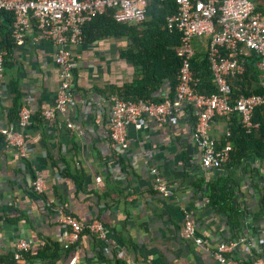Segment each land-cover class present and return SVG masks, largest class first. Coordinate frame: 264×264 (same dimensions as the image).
Masks as SVG:
<instances>
[{
  "label": "crops",
  "instance_id": "0c3cea01",
  "mask_svg": "<svg viewBox=\"0 0 264 264\" xmlns=\"http://www.w3.org/2000/svg\"><path fill=\"white\" fill-rule=\"evenodd\" d=\"M259 12L264 17V9ZM30 39L26 35L21 47L3 52L0 72V130L17 129L21 107L30 115L21 130L22 156L0 134V264H50L35 257L45 245L60 251L54 264H218L213 254L220 244L234 246L226 264H245V244L256 249L264 264V158L247 155L229 168L203 167L192 140L198 113L189 104L163 122L143 119L140 128L128 127L126 149L114 144L108 129L111 88L135 77L133 65L120 57L129 46L126 38L83 39L70 49L74 105L45 120L41 114L53 106L59 84L55 49ZM250 56L255 54L247 52L243 64ZM257 61L254 88L264 86ZM169 93L164 84L156 98ZM228 129L224 118L213 120L209 136L216 146L224 144ZM152 172L168 187L166 198L154 191ZM225 176L240 208L242 236L235 240L227 216L208 207L209 184ZM35 177L43 181L40 194L31 187ZM47 200L52 204L47 206ZM57 210L86 225L100 223L105 239L84 233L70 244ZM187 218L202 241L199 246L184 235ZM18 242L27 244L29 252L15 262Z\"/></svg>",
  "mask_w": 264,
  "mask_h": 264
},
{
  "label": "built area",
  "instance_id": "2783aa9c",
  "mask_svg": "<svg viewBox=\"0 0 264 264\" xmlns=\"http://www.w3.org/2000/svg\"><path fill=\"white\" fill-rule=\"evenodd\" d=\"M151 1L154 0H0V12L12 16L10 40L14 47H21L25 43L26 35L30 34L31 44L47 42L55 49L54 64L58 68L59 84L55 102L52 107L43 110L42 118L53 120L56 114H63L68 107L74 105L70 94L73 68L70 49L82 43V27L107 11L113 12V20L119 25L141 24L146 19V7ZM174 1L177 4V13L166 18L167 31L180 34V42L174 48V53L180 60L174 96L161 103H154L144 100L125 101L112 95L109 137L114 144L126 149L128 127L140 128L143 119L163 122L167 116L189 104L198 113L192 140L198 146L201 164L205 168L219 169L229 160L232 144L228 140V129L224 144L217 148L209 136L213 120L220 117L229 122L236 114L244 132L249 133L258 127V123L252 119L254 109L264 107L262 95L240 96L234 101L230 99V79L243 73L244 56L247 52L258 56L257 67L264 74V17L256 9L254 0ZM200 37L207 39V58L217 90L211 94L198 91V78L191 67L194 56L192 42ZM2 59L3 54L0 53V72ZM29 119V111L21 107L17 113V129L0 130L6 145L16 149L21 156V130L28 125ZM152 174L154 191L166 198L168 187L155 172ZM31 187L39 194L44 191L43 181L39 177L33 178ZM51 204L52 201H46L47 206ZM57 215L58 224L70 232V244L76 243L84 233L93 235L98 240L105 239V231L100 223L86 225L62 210H57ZM195 234L194 225L187 218L184 223V235L199 246L202 241L197 239ZM244 246L246 251L251 248L249 244ZM233 247V244L218 245L213 259L218 264H226V255ZM27 252V244L16 243L13 260L20 262ZM252 264L263 262L257 259Z\"/></svg>",
  "mask_w": 264,
  "mask_h": 264
},
{
  "label": "trees",
  "instance_id": "16d2710c",
  "mask_svg": "<svg viewBox=\"0 0 264 264\" xmlns=\"http://www.w3.org/2000/svg\"><path fill=\"white\" fill-rule=\"evenodd\" d=\"M256 2V1H255ZM256 9H262L257 4ZM177 13V4L174 0L158 1L148 3L146 7V19L141 24L128 25L117 24L113 20L112 11L95 17L88 24L82 27V38L86 41H98L104 39H122L128 41V49L120 54V57L135 70L134 80L130 84H124L120 88H111L113 94L125 101L144 100L154 103H161L165 99L173 98L177 83L176 74L180 65L179 58L174 53V48L180 42V34L169 33L166 29V18ZM12 16L0 12V53L9 54L13 48L10 40ZM256 56V55H255ZM246 57L244 71L240 75L230 79L231 101L240 96L252 94L264 96V86L253 87L255 73L253 61L256 57ZM253 58L251 62L249 59ZM191 67L198 78L197 89L199 92L211 94L216 92V85L213 82L212 73L209 67L206 48L205 50L194 51L191 60ZM167 84L170 90L168 97L156 98L158 90ZM263 107L255 108L252 119L258 123L255 130L245 133L240 125L239 117L234 114L229 121L230 138L232 151L225 167L229 168L240 164L242 159L251 155L256 158H264V122L262 121ZM223 145V143H221ZM221 146H217L219 148ZM223 165V166H224ZM231 180L223 177L217 182L209 184L208 207L219 214H225L230 226L232 240L238 239L241 235L240 208L234 202L235 191L230 187ZM264 211V204L260 202ZM242 236V235H241ZM59 249H51L45 245L35 256L38 260H45L54 264L59 258ZM260 258L255 248L249 249L245 264H252ZM114 264H121L117 260Z\"/></svg>",
  "mask_w": 264,
  "mask_h": 264
},
{
  "label": "rangeland",
  "instance_id": "374dc122",
  "mask_svg": "<svg viewBox=\"0 0 264 264\" xmlns=\"http://www.w3.org/2000/svg\"><path fill=\"white\" fill-rule=\"evenodd\" d=\"M262 2L264 3V0H262ZM262 9H264V4H262ZM206 46H207L206 37L195 38L192 42V47L194 51L204 50Z\"/></svg>",
  "mask_w": 264,
  "mask_h": 264
}]
</instances>
